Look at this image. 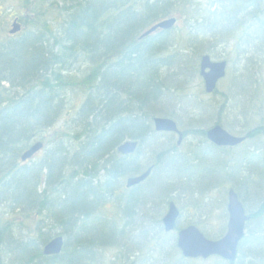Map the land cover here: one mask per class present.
Segmentation results:
<instances>
[{"label": "trees", "instance_id": "obj_1", "mask_svg": "<svg viewBox=\"0 0 264 264\" xmlns=\"http://www.w3.org/2000/svg\"><path fill=\"white\" fill-rule=\"evenodd\" d=\"M190 1L21 0V32L14 35L7 31L10 16L0 12L2 261L107 264L101 253L114 249L109 264H136L143 239L162 231V207L168 201L186 195L203 200L216 188L225 193L226 186L249 215L236 260L229 264H264V91L258 89L259 80L240 85V76L232 78L226 93L233 97L221 95L215 111L195 105L183 130L200 145L209 125L239 130L257 156L247 150L234 158L211 146L212 154L200 152L201 159L190 160L168 147L162 150L152 127L156 116L181 124L166 105L182 80L198 77L203 53L223 58L220 47L229 42L239 49L244 39L236 32L249 23L255 29L250 40L261 34L264 43V11L245 12L238 7L243 0H228L215 2L199 17L187 12ZM171 16L187 23L180 34L157 30L140 37ZM238 61L249 68L251 56ZM237 95L240 105L234 103ZM238 117L243 127H235ZM60 121L49 139L46 132ZM125 140L138 143L133 155L117 153ZM36 141L46 147L44 158L21 163ZM190 146L189 155L200 150ZM143 149L151 156L145 164L139 156ZM209 155L216 157L214 166ZM205 162L208 166L198 169ZM149 166L153 169L145 182L124 187L127 177ZM109 206L113 216L106 213ZM190 206L195 210V201ZM147 220L150 231L144 227ZM56 236L63 238L61 252L45 256L44 245Z\"/></svg>", "mask_w": 264, "mask_h": 264}, {"label": "rangeland", "instance_id": "obj_2", "mask_svg": "<svg viewBox=\"0 0 264 264\" xmlns=\"http://www.w3.org/2000/svg\"><path fill=\"white\" fill-rule=\"evenodd\" d=\"M21 0H0V12L4 11L10 18L7 22V31L11 27V23L14 17H17L18 11H19V4ZM226 2L228 0H191L190 5L192 6L190 9L187 10L188 13H193L202 17V15L205 13V10L208 9V7L215 5V2L218 5H221L222 2ZM259 4V10L261 13L264 11V0H257ZM211 10V9H210ZM189 15V14H188ZM187 25V23L183 20L177 22L175 28L171 31L172 34H180V30H182V27ZM185 29H183L184 31ZM222 49L219 50V52L222 54L223 57H228V46L220 47ZM262 55L258 59V66L257 70L254 63V57H252L251 63L252 68L251 70L246 74L245 77H240L239 83L240 85H245L246 81H255L256 79L259 80V91H264V46L262 47ZM230 60L228 64V69L226 71V77L224 80L218 85L217 87V94L207 97L203 94L202 89V82L201 80L197 78H193L186 83L184 82L182 86L180 87L178 93L174 98H178L179 100H171L170 101V107L173 108V111H175L177 117L181 120V124L179 125V129L182 131L184 129H187V123L188 119L191 115H193V109H196L197 106H201L205 111H215L216 104L220 101L221 95H227V97H233V93L227 94L228 92L229 84L232 78H236L239 76V74L242 73V67L243 63H238L236 61V58L234 56L228 57ZM241 70V71H240ZM242 90V89H239ZM237 90V91H239ZM261 95V94H260ZM172 98V99H174ZM235 104H241V100L239 98V95H237L235 98ZM179 101L181 104L178 106L176 103ZM186 102V103H184ZM233 102V101H231ZM242 117H238V119L233 122L235 127H243ZM254 120V119H253ZM258 118H256L255 121H257ZM257 123L254 122L253 125H256ZM62 125V121L57 123L53 129L46 132V136L49 137V139L54 138V132L59 130ZM213 125V124H212ZM211 125V126H212ZM210 127V125L208 126ZM224 128V127H223ZM226 129V128H224ZM227 130V129H226ZM232 135H239V130H234L229 132ZM171 140L173 145L175 144L176 139L169 137L166 134H162V136L158 137V144L166 143L167 140ZM204 146H210L208 145L205 140L203 139ZM258 142V140H257ZM191 144L200 145L201 143H198V140L190 136L188 139L183 141V143L179 146L180 148L175 151V153L179 155H186L189 150H191ZM164 145V144H163ZM248 145L244 148H236L235 150L231 152L225 153V155L233 156L236 158L239 155H243L247 151ZM250 148V147H249ZM46 147L42 149L39 153L36 154V156L29 162V164L34 162H39L44 158ZM144 150V149H143ZM142 150V151H143ZM204 150L208 151L207 148H204ZM253 151V149H251ZM140 152V159L143 164L146 162L151 161V156L149 151L147 152L144 150L143 152ZM226 158V157H225ZM209 163H211L213 166L215 165V156L209 155L208 156ZM227 161L230 159L226 158ZM209 163H200L198 166V169H204L208 166ZM223 177L224 172L219 169ZM213 174V173H212ZM213 177V176H212ZM217 181V178H215ZM215 179L213 182H216ZM224 189H226V186H224ZM192 198L194 196H190ZM190 200L187 197H184L180 200H178L176 203L179 204L178 208H182L181 210V217L177 223V228L183 229L188 224L197 225L200 232H202L205 236H208L209 238H213L216 233L220 231V228L224 227L223 224L226 222V214H225V206H226V198L225 193H223V190L221 188H216L215 191H213L209 195V199L205 200L203 203H197V208L194 211V208L190 206V204L194 201ZM211 202V203H210ZM108 215L113 216L115 214V209L112 206H109L107 212ZM149 214H152V212H149ZM264 220L260 222V224H263ZM151 220H147L144 224V227L147 229V231H150L152 229L151 226ZM261 226V225H259ZM253 229V228H252ZM176 231L174 230L171 233H165L163 230L161 231H155V233L150 234L147 237L143 239V247L140 249V255L138 256L136 260V264H220L222 262L221 260H215V258H209L207 260H188L182 258V256L179 254L175 247L176 243ZM150 237V238H149ZM115 254L114 249H108L105 250L101 255L104 257L105 262L109 264L111 259H113ZM3 264L8 263V258L3 259ZM223 263V262H222Z\"/></svg>", "mask_w": 264, "mask_h": 264}, {"label": "water", "instance_id": "obj_3", "mask_svg": "<svg viewBox=\"0 0 264 264\" xmlns=\"http://www.w3.org/2000/svg\"><path fill=\"white\" fill-rule=\"evenodd\" d=\"M174 23V18L160 21L142 33L141 38L150 35L157 29L168 30ZM20 28V23L15 19L12 23V28L9 30V34L14 35L18 33ZM225 66L226 63L224 61L213 62L208 56H203L201 58L199 62V74L203 80L204 90L207 94L212 93L217 82L224 77ZM152 122L154 129L158 132H177L178 142H180L182 135L178 132L176 124L173 121L156 117ZM262 134L264 135V129L262 130ZM206 137L211 143L218 147H234L240 144L244 139L243 137L232 136L218 125L208 129ZM136 147L137 143L135 141H125L118 146L117 152L121 155H129L134 153ZM41 148V142L34 143L22 154L21 161L32 158ZM150 171L151 168L138 176L127 178L125 180V187L130 188L142 183L149 176ZM226 209L228 213L226 232L217 241L206 239L194 226H188L178 232L177 248L184 258L208 259L209 257L217 256L229 263L235 261L237 245L244 236V228L248 216H246L237 194L232 189H229L227 192ZM177 216L178 212L176 208L170 203L166 216L161 220L165 232L174 229ZM62 246V238L55 237L43 247V254L46 256L57 255L60 253Z\"/></svg>", "mask_w": 264, "mask_h": 264}, {"label": "flooded vegetation", "instance_id": "obj_4", "mask_svg": "<svg viewBox=\"0 0 264 264\" xmlns=\"http://www.w3.org/2000/svg\"><path fill=\"white\" fill-rule=\"evenodd\" d=\"M225 2V1H224ZM223 2V3H224ZM226 3H228V1H226ZM238 7H239V10L240 9H243L245 12H250L249 11V9H252V8H254V7H256V8H260L259 7V4H258V2H257V0H243L242 1V3L241 4H239L238 5ZM254 26L253 25H251L250 23L249 24H245L244 25V27H243V29H240V31H238V32H236L237 34H238V39L240 40V38H241V40L242 39H244L243 41H241V45L239 46V49L237 48V45H236V42H233V43H226L225 44V46H228V57H231V56H234L235 58H236V61L239 63V61H238V59L240 60V59H243V58H247V57H249V56H252V57H254V63H255V68H256V70H257V66H258V59L260 58V56L262 55V47L264 46V43L262 42V35L261 34H259L257 37H255V39L256 40H252V39H254V38H252L251 40H250V38L252 37V36H255V35H251L253 32H254ZM258 30V29H257ZM194 32H197V30L196 31H194ZM249 38V39H248ZM222 49V48H221ZM204 55H207L206 53H203L201 56H200V59L198 60V76H199V62H200V60H201V58H202V56H204ZM210 58H211V60H220L221 58H213V57H211L210 55H208ZM252 57H251V60H252ZM222 60H224V62L226 63V66H225V74H226V70L228 69V64H229V62H230V60L229 59H227L226 57H223L222 58ZM251 68H252V63H250V66H249V68H246V66H243L242 67V73L244 74L242 77H245L246 76V74L251 70ZM241 71V70H240ZM239 76L241 77V74H239ZM202 81V80H201ZM203 82V81H202ZM204 87V86H203ZM215 91H217V89H215L212 93H210V94H206L205 93V90H204V88H203V94H205L207 97H211V96H213V94H214V92ZM209 128H206L205 129V136H204V140L206 141V140H208L207 139V137H206V132H207V130H208ZM185 130V129H184ZM178 132L179 133H181V135H182V138H181V140H180V142H178V133L176 132L175 134H173V137L172 138H175L176 139V141H175V144L173 145V143H172V141H171V143L172 144H170L169 143V145L168 144H166V143H162V150L163 149H167V147L169 148V149H171V150H173L174 152L175 151H177L180 147V145L183 143V141H185L186 139H188L190 136H185V135H183V130L181 131L180 129L178 130ZM162 134H166L167 135V133L166 132H162ZM246 137H244V140H243V142H242V144H241V146H242V148H244V147H246L248 144L246 143ZM164 144V145H163ZM214 147V148H216L218 151H222V152H230V150H227L225 147H216V146H214V145H212V144H210V146H207L206 148L208 149L209 147ZM252 146L253 145H248V148H247V150H250L252 153H254V155L255 156H257V154H255V152L256 151H252L251 149H253L252 148ZM250 147V148H249ZM241 148V147H240ZM134 153H135V151H134ZM134 153H132V154H129V155H133ZM189 153H190V151H188L187 152V154L186 155H184V157L185 156H187L188 155V159H189V157H190V155H189ZM203 153H207V154H212L211 153V149H208V151H206V150H204V152ZM246 153V152H245ZM244 153V154H245ZM192 154V153H191ZM221 154L222 153H218V156H221ZM129 155H127V156H129ZM183 156V155H182ZM216 158V157H215ZM149 168H153L152 166H149V167H147L145 170H147V169H149ZM185 197H187L188 199H190V200H194V198H192V197H190V195H186ZM173 198V197H172ZM225 198H226V200H227V191L225 190ZM180 199H182V197H180ZM207 199H209V197L208 198H205V199H203V200H198V199H196L195 198V203L197 204V203H203L205 200H207ZM197 200V201H196ZM178 201V200H177ZM176 200H170V201H168L165 205H164V207H162V220H163V218L166 216V214H167V212H168V209H169V204L170 203H172L173 205H174V207L176 208V210H177V212H178V216H177V218H176V222H175V225H177V223H178V221H179V219H180V217H181V210H180V208H178L179 206V204H177L176 202H177ZM211 203V202H210ZM226 204H227V202H226ZM196 208H197V205H196ZM196 210V209H195ZM194 210V211H195ZM225 214H226V216L225 217H227L228 218V216H227V211H226V206H225ZM227 218H226V222H225V227H226V223H227ZM248 221H249V218H248ZM224 225V224H223ZM188 226H195L196 227V225H193V224H188L186 227H188ZM185 227V228H186ZM162 230L164 231V228H163V225H162ZM176 231V233L178 234V230H177V228H175V229H172L171 231H169V232H165V233H171V232H173V231ZM177 234H176V237H177ZM175 247H176V249H177V246H176V243H175Z\"/></svg>", "mask_w": 264, "mask_h": 264}, {"label": "bare ground", "instance_id": "obj_5", "mask_svg": "<svg viewBox=\"0 0 264 264\" xmlns=\"http://www.w3.org/2000/svg\"><path fill=\"white\" fill-rule=\"evenodd\" d=\"M186 83L187 81H183L182 80V83H181V85L180 86H182V84L183 83ZM177 94V93H176ZM176 94L172 97V98H174L175 96H176ZM173 101H175V100H179L177 97L176 98H174V99H172ZM180 101V100H179ZM177 101V103H178V106H180L179 104H181L182 103V101ZM176 103V104H177ZM184 103H186V102H184ZM187 104V103H186ZM170 105L171 104H169V105H166L167 107L166 108H168L167 110H170ZM172 108V107H171ZM173 110V109H172ZM164 119H169V120H171V121H173L175 124H176V127H177V130H179V125H180V123L177 121V119H175V118H171V117H169V116H162ZM154 130V132H155V136H157V137H159V136H162V131H160V132H158V131H156L155 129H153ZM167 133V135L169 136V137H173V134H175L176 132H166ZM208 145H210V143H209V140H206L205 141ZM205 145V144H204ZM204 145H197V146H200V150H195V152L194 153H192L191 155H190V157H189V159L190 160H195V159H201V157H200V155H199V153L200 152H204V148H206L207 146H204ZM223 156L224 155H221V157L223 158Z\"/></svg>", "mask_w": 264, "mask_h": 264}]
</instances>
